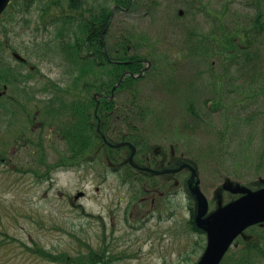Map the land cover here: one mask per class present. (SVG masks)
Listing matches in <instances>:
<instances>
[{
    "label": "rangeland",
    "instance_id": "rangeland-1",
    "mask_svg": "<svg viewBox=\"0 0 264 264\" xmlns=\"http://www.w3.org/2000/svg\"><path fill=\"white\" fill-rule=\"evenodd\" d=\"M19 3L10 0L0 18V46L11 47L0 51V70L4 71L0 72V109L8 98L14 99L10 107L16 109L11 121L6 112H0V264H66L56 261L61 253L69 254L70 264H75L72 259L86 252V244L108 249L109 264H201L209 250L204 223L241 199L228 189L257 191L254 186L264 180V95L252 97L264 90V27L254 29L259 13L264 22V0H139L131 10L114 9L112 28L102 39L111 57H117L123 51L117 44L123 42L121 35L130 37L127 53L131 58L140 57L136 62L142 69L121 73L106 94L116 92L108 100L125 103L133 95L119 91L124 77L140 79L136 82L138 104L134 106L132 101L116 108L127 111V118L141 129L136 140L142 143L131 145L129 159L139 172H149L140 176L123 170L112 172L95 158L93 164L80 167L59 166L57 152L64 150V141L53 130L59 125L54 111L63 125L73 123V115L61 108L60 99L71 101V77L80 67L63 45L71 47L74 42L69 1L43 0L37 10L24 4L27 12L12 17ZM244 29L254 37L250 49L240 52V64L232 66L219 50L226 34H240ZM114 36L115 41L111 39ZM23 61L36 67L34 76L39 81L33 86L8 84L4 89L8 76L16 81L29 74L28 69L22 70ZM104 61L107 70L108 63L118 64L119 70L123 64H135ZM99 67L97 74L102 77ZM222 75L226 77L221 85ZM37 90L41 97L35 96ZM100 92L90 89L95 116L105 107L104 99H95ZM141 112L145 113L143 121ZM22 133L27 144L19 140ZM150 145L166 156L172 145L177 160L198 171L196 181L208 201V212L200 221L199 203L193 213L195 201L183 187L167 196L166 185L160 184V195L166 196L159 205L141 203L154 197L149 192L156 193L155 189L142 190V181L153 183L155 177L162 179L157 180L161 183L168 181L167 172L150 165ZM141 156L143 163L147 157L149 164L134 161ZM184 173L180 179L189 183L193 173ZM131 180L137 189H132ZM255 226L245 235H251ZM239 245L236 243L231 252ZM37 249L47 252L48 258L36 253Z\"/></svg>",
    "mask_w": 264,
    "mask_h": 264
},
{
    "label": "trees",
    "instance_id": "trees-1",
    "mask_svg": "<svg viewBox=\"0 0 264 264\" xmlns=\"http://www.w3.org/2000/svg\"><path fill=\"white\" fill-rule=\"evenodd\" d=\"M46 1L49 3V0ZM68 1L69 10L71 12V31L73 32L71 36L74 42L71 43V47H67L65 43L63 45L65 49L69 51L68 53L71 54V60L77 66L80 67L79 73L72 74L73 77H71V88L74 91V96H71L70 98L71 101H64L67 103L66 105L60 98L57 99H60L61 101V108L69 110V112L73 115L72 117H70V121H73V123H66L63 125L62 119H59L61 118L60 114L54 111V113H56L55 115L59 120V125L53 130L57 132V136L60 138V140L64 141V143L61 144V146H64V150H60L57 152L60 154V162L58 164L60 167L75 168L76 166L80 167L84 163L90 164L92 163V158H95V161L101 163V165H103L104 168H106L107 170L110 169L112 170V172L123 170V172L126 171L127 174L129 173L131 175H135L136 173H138L137 176H139L143 173L139 172L133 165H131L129 159L132 155V144L138 146L140 143H142H138L136 140L137 134L141 132V129L138 128L136 124L132 122V120L127 118V115H129L127 111L121 113L120 111H117L116 108L122 106V104L125 107L129 104L131 105L132 101L134 106L138 104L137 92H139V87L137 86L136 82L140 79L136 80L131 77H127L121 85L119 91L131 94L133 95V98L129 96L126 99L125 103L122 104H117L114 101L107 100L105 104H102V106L105 107L99 111V115L97 116H95L94 114V100L92 97L89 96L91 88H96L98 91L101 90L102 93L106 88V93H109V89L111 90V88L121 78V73L125 71H141L140 69H142V65L139 64V62H136V59H139L140 57L131 58L127 53V47L132 42L129 40L131 38L127 37L129 39H126V36L123 37L121 35V39L123 40V42L117 44L122 46L123 51L121 50L120 53H117V57H111V51L108 49L107 45L106 52L108 57H106V59L122 61L123 63L126 61H130L134 62L135 64L131 66H125V64H123L121 65L122 69L119 70L117 69L118 64L116 65L108 63V70L106 76H102L101 78L98 74H94L96 78L91 80L87 75V70L89 68V66L87 65V61L90 59L97 60V58L99 57L100 59H102L104 57L100 55L101 53L98 47L93 48L91 46H99L100 43L107 44V42H104L102 37L105 33L107 35L112 28V23H110V21L112 19V15L114 14V9L116 8V11H119L120 9L131 10L133 6H136V4L139 3V0ZM53 5L59 7V5L57 4ZM48 10H50V8ZM259 26L264 27L262 14L260 13L257 16V19L254 21V29ZM239 32L241 33H231L229 35L226 34V42L223 43L222 48L219 50L220 56H223L227 60L225 62H229V64L232 66H237L240 64V52L247 51L250 49V43H252L251 39L254 37V35L251 34V32L249 33L246 29ZM255 34L257 35L260 33ZM111 39L113 41L116 40L115 36ZM244 39L246 40V43L243 42ZM248 42L249 46H247ZM90 53H92V57L90 56ZM247 59L248 55H245L244 61L247 62ZM155 69L156 71H160V69H157V67H155ZM91 77H93V75H91ZM223 77L225 78L226 76L222 75L219 78L221 85L224 84ZM64 90L65 89H61L60 91ZM71 94H73V92H71ZM259 95H264L263 89L259 93L254 92V94H252V97ZM3 107L5 106L3 105ZM61 108L59 109V111L61 110ZM144 114V112H141L140 114V117L142 119L141 121H143L145 118ZM121 116H124L123 120L120 119ZM104 138H106L107 140H105ZM125 143H130V145H122ZM110 144L113 146H111ZM39 147L42 148L44 147V145L42 144ZM150 147L151 151H153L154 146ZM172 147H169L170 153ZM143 151L142 153L145 154V152ZM142 158V156L138 158L134 157V161H137V163L141 164L142 166H146L147 164H149V162L146 161L147 157H145V160L143 159L144 163L142 161ZM161 158L162 156H159L153 161H150V165L152 166V168L156 169L162 166L160 164ZM145 163L146 165H144ZM176 163H178V161L172 162V165L170 167H178V164ZM261 163L262 162H259V166L261 165ZM259 166L257 168H259ZM164 167H168V164H166ZM164 169L166 168H162V170ZM256 172L258 173V171ZM258 174L261 173L259 172ZM167 178L169 180L167 182L162 183L161 181H157L162 180L159 177H155L156 180H153V183H147L146 181H142L143 185H145L142 186V190L148 193L149 188L151 192L155 189V194L150 192L148 194H152L155 198V205H159V201L161 202V199L166 196V194L160 195V184L166 185L163 187V190L169 192L167 196L173 193V191L175 192L177 190H181L183 187L186 191V194L188 193V195L195 201V208L192 210V212L194 213L195 210L198 208V201L197 197L194 196L193 193H191L188 183H180V180L177 179V177H175L174 175L167 176ZM130 186H132L133 190L137 189L133 181L131 182ZM261 188H264V180L257 183L253 189L259 190ZM135 193L138 194L137 192ZM191 223L193 224L194 220L191 221ZM255 227L256 228L252 229L253 233L251 235H244V239H240L241 242H237L240 244L239 247L235 248L232 251L234 252L232 255V252L230 251L231 253L229 252L228 255H226L222 264H225V262L227 264L264 263V227ZM86 248L87 250L85 253H78L77 256H75L77 258L72 259L75 264H109L110 260L108 261L107 256V253H109L108 249L101 250L100 248L97 249L87 244ZM36 253H41L44 257L48 258V253L43 250L39 251L37 249ZM112 260L113 258L111 259V261ZM56 261L60 263L70 264L71 256L67 253H61L57 257Z\"/></svg>",
    "mask_w": 264,
    "mask_h": 264
},
{
    "label": "water",
    "instance_id": "water-1",
    "mask_svg": "<svg viewBox=\"0 0 264 264\" xmlns=\"http://www.w3.org/2000/svg\"><path fill=\"white\" fill-rule=\"evenodd\" d=\"M9 2L10 0H0V15L5 11ZM184 168L192 171V179L195 180L197 171L190 165L166 172H178ZM226 188L228 189L227 186ZM228 190L243 197L221 209L204 223L206 226L203 228L209 237V250L201 264H221L238 237L254 225H264V188L258 191H252L246 187ZM193 191L197 194L200 212L198 221H200L208 212V201L201 192L199 183Z\"/></svg>",
    "mask_w": 264,
    "mask_h": 264
},
{
    "label": "flooded vegetation",
    "instance_id": "flooded-vegetation-1",
    "mask_svg": "<svg viewBox=\"0 0 264 264\" xmlns=\"http://www.w3.org/2000/svg\"><path fill=\"white\" fill-rule=\"evenodd\" d=\"M19 1H21V5H20V3H19V5L17 6L18 8H19V10L18 11H15V12H12L13 13V15H11L12 17H15L14 15H16V16H20V15H22V14H24V13H26L27 11V8L24 6V4H26V5H28V7L29 8H31V9H36L37 10V8L38 7H40L41 8V6H40V4H42L43 5V0H29L30 2H25V1H22V0H19ZM14 5V4H13ZM16 5V4H15ZM10 6H12V4H10ZM21 7V8H20ZM18 8H16V9H18ZM30 12V11H29ZM6 13V12H5ZM4 13V14H5ZM4 14L3 15H1L0 16V18H2L3 16H4ZM9 14H11V11H9ZM16 18V17H15ZM102 43H100V45L98 46V45H92L91 47H93V48H99V50H100V55L101 56H104V59H106V57H108V55H107V52H106V48H107V44L106 43H103L102 45H101ZM8 48H11L10 47V45L9 44H5L4 45V47H2V46H0V51L2 52V51H5L6 49H8ZM12 55H14V56H16V57H18V55H17V53L15 52V51H13V53H12ZM90 56L92 57V53H90ZM17 59V61H22L21 59L22 58H16ZM104 59H102V60H100V61H98V60H96V59H90V60H88L87 61V65L89 66V69H88V73L90 74V75H94V74H97V65H100V67H99V69H101V73H102V76H106V73H107V69H103V68H105L104 66H105V64L104 63H106V61H104ZM24 63V64H23ZM23 65H22V70H24V73L25 72H27V69H28V71H29V74H27L26 76H23V75H21L20 77H18V79H16V81H13L12 80V78H9V76H8V79H7V85H5V88L4 89H8V84L10 85L11 84V86H13V85H16V86H20L21 84H23V85H31V86H33V85H35V83L37 82V81H39V78L37 77V76H34V74L36 75V71L35 70H37L36 69V67H34V66H30L29 64H28V62L27 61H23ZM0 72H4L3 70H0ZM23 74V73H22ZM4 77H5V75H4ZM12 77V76H11ZM43 75L41 76V78H40V81L42 82V80H43ZM102 78V77H101ZM104 78V77H103ZM6 80V79H5ZM18 80V81H17ZM10 86V87H11ZM15 87V86H14ZM11 89V88H10ZM8 92H10V90H8ZM13 92H15L17 95L19 94V91H13ZM12 94H14V93H12ZM24 94H27V92H25ZM35 96L36 97H41V91H36L35 93ZM30 95H32L31 93H30ZM110 95V96H109ZM106 94V88L104 89V92L102 93V92H100V93H96L94 96H95V99L97 98L98 100H100V99H104V101L102 102V104H105L106 102H107V100H108V97L111 99V98H113V97H115L116 96V92H113V91H111V93L110 94ZM115 95V96H114ZM97 96V97H96ZM12 97V96H11ZM10 99L8 98V102L6 101L5 102V104H4V106L5 107H3V108H1L0 109V112L1 111H4V112H6V114H7V116H8V119L11 121V116L15 113V111H16V109L15 108H13V107H10V104H11V102H14V99L12 100V101H9ZM37 103V102H36ZM38 104V103H37ZM39 105V104H38ZM117 111H119V110H117ZM121 112V111H120ZM122 113V112H121ZM99 114V113H98ZM40 115V114H39ZM10 121H9V123H10ZM40 129L42 128V127H39ZM25 133H22L21 135H20V138H19V140H21V142H24V144H27V140L26 141H24V138H25ZM18 140V141H19ZM151 146V145H150ZM153 146V145H152ZM172 147V146H171ZM153 160L154 159H156L157 157H159V156H162V158L160 159V164L162 165L161 167H158V168H156V169H158L159 171H165V170H172V169H177V168H180L182 165H183V162H181V160L180 159H178L177 160V158H176V152L174 151V147H172V150H171V153L169 154V156H166L164 153H163V151L162 150H158L157 149V151H155L154 149H153ZM178 161V163H176V164H178V167H175V168H171L170 166L172 165L171 163L172 162H177ZM166 164H168V167H164ZM162 168H166V169H164V170H162ZM151 172V171H150ZM141 173H146V174H148L149 172H143V171H141ZM137 174L138 173H136L135 174V176H137ZM151 174V173H150ZM171 175H174L175 177H179V179L183 176V175H186V173H184V172H176V173H171V174H168V176H171ZM140 176V175H139ZM167 176V175H166ZM178 179V178H177ZM169 180V179H168ZM163 182H167V180H164ZM180 183H182V180L180 179V181H179ZM148 200L147 201H150V204H152L151 206L152 207H154V205H155V198L154 197H152V198H147ZM150 199V200H149ZM141 201V200H140ZM147 201H146V199L145 200H142L141 201V203L142 204H144V205H150L149 203L147 204ZM139 206H140V204H139ZM139 218L140 219H142V221H144L145 219V216H143V217H141V216H139Z\"/></svg>",
    "mask_w": 264,
    "mask_h": 264
},
{
    "label": "bare ground",
    "instance_id": "bare-ground-1",
    "mask_svg": "<svg viewBox=\"0 0 264 264\" xmlns=\"http://www.w3.org/2000/svg\"><path fill=\"white\" fill-rule=\"evenodd\" d=\"M230 251H231V250H229L228 253H229ZM228 253H227V254H228ZM227 254H226V255H227ZM226 255H225V256H226Z\"/></svg>",
    "mask_w": 264,
    "mask_h": 264
}]
</instances>
